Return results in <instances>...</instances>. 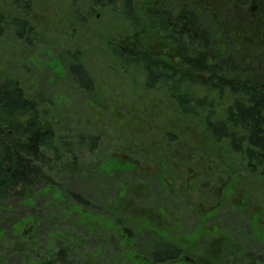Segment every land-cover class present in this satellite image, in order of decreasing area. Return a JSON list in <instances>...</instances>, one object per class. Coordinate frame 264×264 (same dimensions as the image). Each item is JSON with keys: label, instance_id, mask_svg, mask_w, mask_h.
I'll return each mask as SVG.
<instances>
[{"label": "rangeland", "instance_id": "1", "mask_svg": "<svg viewBox=\"0 0 264 264\" xmlns=\"http://www.w3.org/2000/svg\"><path fill=\"white\" fill-rule=\"evenodd\" d=\"M68 1H32L28 19L46 37V42L43 47L30 48L23 42L14 40L19 33L20 22L27 21L26 14L29 12L26 11V6L17 9L10 0H0L2 18H6L8 23V28L0 35V78L16 79L29 93L38 90L42 92V97L53 99L57 107L52 116L59 122L60 130L71 144L74 142V134L76 136L83 131L87 134L93 128L105 137L104 140H109L110 144L121 141L135 143L139 147L138 152L143 148L149 149L157 160L155 163L163 166L165 174H174L170 177L173 184L171 195L167 194L154 177V180H135L133 188L129 189L124 202H121L120 210L123 215L132 214L138 221L152 220L156 224L165 222L163 227L169 226L173 233H178V218L174 215L179 213L182 216L179 225L184 230L181 236L185 241H190L200 253L208 248L216 255L224 256L227 251L237 250L239 244L245 247L250 243L257 244L264 250V246H260L261 241L247 233L251 223L249 211L254 206H258V218L260 223H264V178L244 171L246 162H239L241 157L230 153L228 148L226 151L229 157L218 160L217 158L224 157L223 145L214 144L204 134L196 114L187 115L175 109L176 103L169 96L172 90L168 88L169 85L156 83L154 75L147 74L144 63L127 64L113 55V50L107 44L118 33L110 25L124 27L125 23L114 21L124 19L122 3L115 12L111 8L107 9L112 10L111 15L105 17L99 27L90 23L85 25L83 17L76 11L84 9L87 13L90 11L89 7L85 8L78 3L75 6L77 8L73 9L71 6L70 9ZM245 1L234 0V3L236 5ZM141 3V6L135 8L139 21L148 4L153 1L142 0ZM102 10L106 12L105 8ZM72 17L76 19L74 29ZM209 18L210 14L204 16L202 21ZM12 20H16L15 28L11 25ZM142 26L143 24L140 28ZM249 30L247 44L239 37L229 38L226 34L217 43V35L208 34L204 28L202 32L207 34L208 44L211 40L214 42V51L223 59V65L228 62L224 59L226 55L220 54L224 52V48H228L231 54L230 66H236L240 71H233L232 75L245 73L255 82L264 84V48L258 42L262 26L251 23ZM120 31L125 30L121 28ZM146 33L148 35H145L143 41L156 47L158 44L155 42L160 39L150 37L149 31ZM63 62L74 67L79 62L83 68L68 73ZM195 94L207 95L203 92L199 94L198 91ZM207 96L211 98L212 94ZM170 138L177 139V142L170 143ZM231 160L236 161L234 168ZM143 165V174H152L158 169L151 163ZM227 169L229 185L224 189L227 179L225 183L217 182L216 179ZM232 169L243 172L239 180L236 175L231 174ZM245 204L250 208L247 211H244L245 207L248 208ZM161 206L166 208L170 217L161 216ZM47 208L48 219L42 225L43 231H39L37 238L33 237L39 251H31L34 255L29 257L33 258V262L49 263L52 256L64 247L72 250L73 254L79 253L76 261L71 264H105L125 255L121 252L122 241L119 243L117 240L119 235L112 234L105 221L103 224L98 222L100 226L91 231L86 227L89 226V220L81 221L82 226H79L73 224L71 216L63 223L54 225L49 223L54 217L51 211L53 208ZM202 214L205 215L203 220L200 219ZM116 218L119 217L115 216L114 219ZM5 226L9 225L0 224V229ZM5 233L0 230L2 246L4 240L10 238L9 233ZM150 236L146 229L145 235L139 238L141 252L145 251V243ZM11 239L17 246L24 248L31 247L32 244L25 240L20 245V237L15 240L12 234ZM86 252H91L88 259ZM43 255H47V258ZM131 255L132 253L127 257L130 258ZM34 256L39 257V260L34 259ZM3 261L6 263V257L2 260L0 251V264H5ZM128 264L141 262L131 260Z\"/></svg>", "mask_w": 264, "mask_h": 264}, {"label": "trees", "instance_id": "2", "mask_svg": "<svg viewBox=\"0 0 264 264\" xmlns=\"http://www.w3.org/2000/svg\"><path fill=\"white\" fill-rule=\"evenodd\" d=\"M32 1L10 0L17 9L26 6V11L29 12L26 14L27 21H19V33L14 40L21 41L30 48L43 47L46 37L28 19ZM135 1L122 0V9L124 5V19L131 18L133 25L136 23L137 27L143 22L137 19ZM88 2L94 9L96 6L115 7L114 0ZM2 17L0 11V35L8 28L6 18ZM185 21L182 30L186 33L188 44L202 49L198 54L187 53L186 62L190 73H208L210 80L216 79L217 75L219 80L228 79V83L215 87L210 83L201 84L199 80L188 75L190 80L187 91L182 93L178 82H170L168 88L172 90L169 96L176 103L175 109L187 115L196 114L201 118L203 131L206 132L204 134L214 144L223 145L224 157L221 155L218 160L229 157L226 151L228 148L230 153L241 157L239 162H246L244 171L264 178V85L255 83L246 74L241 79L236 75H228L225 73V66L220 62L218 66L212 64L207 34L202 32L192 18H185ZM15 22L16 20L11 22L14 28ZM177 25V22L171 23V31L179 30ZM142 51L133 54L115 52L114 56L127 64L144 63L147 74L154 75L156 83L168 84L167 77L160 72L162 60L152 58L146 51ZM77 65H65V68L68 73H74L83 68L79 62ZM198 88L203 89L204 94H210L218 88V102H212L207 97L198 98L195 95ZM227 91L233 96L232 107L223 110L221 116L217 108L223 105ZM41 94L38 90L29 93L16 79L0 78V224L9 225L1 229L3 233L10 235L9 240L2 243V247H5L1 251L2 260L6 257V263H2H36L29 257L34 255L31 254L32 250L36 251L34 253L38 251L33 237L37 238L39 231H43L42 225L48 219L46 209L51 207L54 217L49 223L54 225L68 220V216L73 218V224L79 226H82L81 221L89 220V226L86 227L90 231L100 226L98 222L103 224L105 221L109 224L106 227L110 226L108 230L119 235L117 240L119 243L122 241L121 252L125 255L119 256L117 261L105 264H128L131 260H138L141 264H264V250L250 242L245 247L239 244L237 250H230V253L227 251L224 256H218L208 248L204 253L197 252L190 241H185L181 236L184 230L179 225L182 217L179 213L176 214L178 217L174 215L178 218V233H173L169 226L163 227L165 222L156 224L152 220L138 221L132 214L123 215L120 210L121 202L134 186L135 180L147 181L154 177L167 194L171 195L173 184L170 177L174 174L166 175L163 166L155 163L157 160L149 149L143 148L138 152V145L120 140L119 143L110 144L109 140H104L105 137L90 128V125L85 126L91 131L85 134L82 130L83 133L79 132L76 136L74 134V142L71 144L60 130L59 122L52 116L57 107L56 102L42 97ZM198 110L203 113L199 114ZM169 141L173 143L177 139L170 138ZM231 161L234 168L236 161ZM148 163L156 165L158 169L152 174L145 172V175L141 172V167ZM231 174L236 175L239 180L243 172L232 169ZM216 181H226L227 184L223 187L226 189L229 185L228 169L226 172L222 171ZM161 207V216L170 217L166 208ZM245 208L244 211L250 209ZM249 212L251 223L247 233L260 240V246H264V223H260L258 218V206H254ZM115 216L119 218L114 219ZM146 229L151 236L145 243V251L141 252L139 238L145 235ZM11 234L15 240L20 237L18 244L27 240L32 243L31 247L17 246L12 241ZM130 253L132 255L128 258ZM90 254L91 252L85 253L87 259ZM43 256L47 258V255ZM78 256L79 253L73 254L72 250L64 247L50 257L52 260L49 263L42 264H71Z\"/></svg>", "mask_w": 264, "mask_h": 264}, {"label": "flooded vegetation", "instance_id": "3", "mask_svg": "<svg viewBox=\"0 0 264 264\" xmlns=\"http://www.w3.org/2000/svg\"><path fill=\"white\" fill-rule=\"evenodd\" d=\"M152 4H148L147 9L142 13L139 25L136 27V23L133 25V20L131 18L126 19H117L119 24L125 23L124 27H116L110 25V27L118 33L117 36L112 39L107 45L108 48L113 50V53L119 52H131L138 53L140 51H146L148 56L155 58L157 60H162L160 72L167 77L166 82L170 85L172 83H179L180 91L182 93L187 91L188 75L192 76V79L199 80L201 84L210 83L215 87H218L219 84L228 83V79L219 80L217 75L216 79H209L210 75L208 73L200 74H191L190 69L188 68L186 62L187 53L198 54L200 53L201 48L198 46L191 47L188 44L185 31L183 27L186 24L185 18H192L201 30L207 29V33L210 35H217V43L220 40V37L224 34L228 37H239L244 40L247 44L249 36V25L251 23H258L262 26V32L258 35L259 45H262L264 48V0H246L244 3H234V0H152ZM236 1V0H235ZM115 7L111 8L114 12L117 11L122 3V0H114ZM142 0L135 1V8L142 5ZM78 3H81L86 7H89V12H85L84 9L78 11L79 16H82V22L86 25L90 23L92 26H101L104 22V18L111 15V11H107V7L96 6L95 9L92 8L88 0H69L68 7H75ZM141 3V4H139ZM71 4V5H70ZM106 9V12L102 10ZM84 12V13H82ZM237 13V18L235 15ZM210 14V18L207 21H202L204 16ZM185 16V17H184ZM88 18V20H87ZM102 18V19H101ZM73 26H75V18H73ZM101 19V23L99 22ZM138 19V18H137ZM202 21V22H201ZM112 23V21H110ZM178 23L177 28L179 30L170 29L171 23ZM238 23V25H235ZM69 25V23H68ZM166 26V27H165ZM238 26V27H237ZM88 27V25H87ZM124 29L122 32L120 29ZM162 28V30H161ZM151 32L150 37H156L159 41H156L158 45L149 46L145 40V35H148L146 32ZM177 32V33H174ZM138 36V37H137ZM140 37V38H139ZM213 38V37H212ZM128 42L126 43V41ZM210 50H211V63L215 66H218L220 62L222 64L223 59L220 58L217 53L214 51V42L210 41ZM248 47V46H247ZM114 55V54H113ZM226 55L224 58L228 62L225 66V73L230 76L237 75L239 79L243 76L238 75L240 71L237 70L236 66H230L229 61L231 58L228 48H224V52L220 56ZM228 55V56H227ZM223 65V64H222ZM232 68V69H231ZM233 71H238L237 74H233ZM259 85H264L263 83L255 82ZM199 94L203 92V89H197ZM204 93V92H203ZM212 97L210 98L212 102H218V88L215 91L211 92ZM196 95V94H195ZM208 95V94H207ZM207 95H199L198 98H209ZM225 101L223 105L217 108V111H220L221 116H223V110H228L232 107L233 96L229 91L224 95ZM199 114H202V110ZM208 112V111H207ZM198 113V112H197ZM202 117V116H201ZM201 124L203 121L201 118L198 119ZM203 127V126H202ZM207 131V130H206ZM209 132V131H208ZM206 134V132H204ZM208 215V214H206ZM205 215H200L201 220ZM206 220L208 217L205 218ZM5 247L0 245V251L4 250ZM36 264H39V262Z\"/></svg>", "mask_w": 264, "mask_h": 264}]
</instances>
